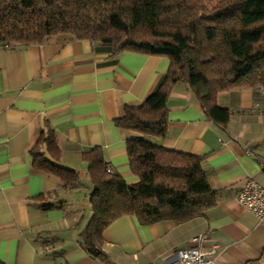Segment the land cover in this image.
Wrapping results in <instances>:
<instances>
[{"label": "crops", "instance_id": "obj_1", "mask_svg": "<svg viewBox=\"0 0 264 264\" xmlns=\"http://www.w3.org/2000/svg\"><path fill=\"white\" fill-rule=\"evenodd\" d=\"M169 67L167 56L116 55L108 44L70 34L0 46V264H167L179 248L214 245L222 248L216 264L264 262V217L237 198L249 179L264 186V91L247 87L220 93L219 104L232 112L226 126L206 116L185 83L176 85L168 103L161 143L205 157L218 193L215 206L181 223L117 218L103 233L109 262L82 244L93 213L82 154L101 147L112 170L129 184L137 182L127 149L132 132L116 119L125 105L143 103ZM47 127L56 133L60 163L80 175L75 188L34 165L32 149ZM199 235L206 238L197 240Z\"/></svg>", "mask_w": 264, "mask_h": 264}, {"label": "trees", "instance_id": "obj_2", "mask_svg": "<svg viewBox=\"0 0 264 264\" xmlns=\"http://www.w3.org/2000/svg\"><path fill=\"white\" fill-rule=\"evenodd\" d=\"M0 0V46L43 43L70 34L113 47L167 56L170 67L157 89L140 104L125 105L116 119L132 132L127 142L138 181L129 184L112 170L96 146L83 152L93 191V213L81 234L86 250L103 262L105 229L117 218L136 215L142 224L178 223L215 206L204 156L166 148L169 100L185 83L206 116L226 126L232 116L220 93L238 87L264 91V0ZM34 165L75 188L79 173L60 163L61 149L51 127L32 149ZM55 205H42L50 209ZM257 264V263H256ZM260 264V263H259Z\"/></svg>", "mask_w": 264, "mask_h": 264}, {"label": "built area", "instance_id": "obj_3", "mask_svg": "<svg viewBox=\"0 0 264 264\" xmlns=\"http://www.w3.org/2000/svg\"><path fill=\"white\" fill-rule=\"evenodd\" d=\"M261 166L264 170V154L261 159ZM238 200L249 210L255 213L259 218L264 217V186L249 179L237 196ZM206 238L199 235L196 239L202 240ZM222 248L214 245L213 248L207 250L200 246H191L177 249L172 256L168 258L167 264H216V260ZM150 264H158L152 261Z\"/></svg>", "mask_w": 264, "mask_h": 264}, {"label": "rangeland", "instance_id": "obj_4", "mask_svg": "<svg viewBox=\"0 0 264 264\" xmlns=\"http://www.w3.org/2000/svg\"><path fill=\"white\" fill-rule=\"evenodd\" d=\"M207 1H208L207 4H208L209 6H211L213 3H215L216 0H207Z\"/></svg>", "mask_w": 264, "mask_h": 264}, {"label": "water", "instance_id": "obj_5", "mask_svg": "<svg viewBox=\"0 0 264 264\" xmlns=\"http://www.w3.org/2000/svg\"><path fill=\"white\" fill-rule=\"evenodd\" d=\"M261 264H264V262H263V263H261Z\"/></svg>", "mask_w": 264, "mask_h": 264}]
</instances>
